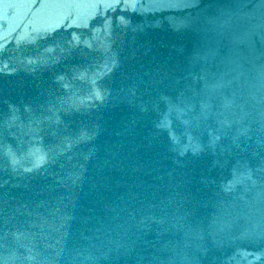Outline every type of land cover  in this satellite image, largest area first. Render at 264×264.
<instances>
[{"label":"water","instance_id":"95a60500","mask_svg":"<svg viewBox=\"0 0 264 264\" xmlns=\"http://www.w3.org/2000/svg\"><path fill=\"white\" fill-rule=\"evenodd\" d=\"M0 264H264V0H0Z\"/></svg>","mask_w":264,"mask_h":264}]
</instances>
